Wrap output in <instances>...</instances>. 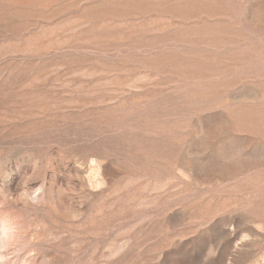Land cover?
Returning <instances> with one entry per match:
<instances>
[{"label": "rangeland", "instance_id": "rangeland-1", "mask_svg": "<svg viewBox=\"0 0 264 264\" xmlns=\"http://www.w3.org/2000/svg\"><path fill=\"white\" fill-rule=\"evenodd\" d=\"M0 264H264V0H0Z\"/></svg>", "mask_w": 264, "mask_h": 264}]
</instances>
